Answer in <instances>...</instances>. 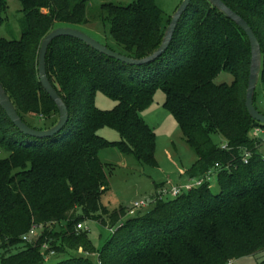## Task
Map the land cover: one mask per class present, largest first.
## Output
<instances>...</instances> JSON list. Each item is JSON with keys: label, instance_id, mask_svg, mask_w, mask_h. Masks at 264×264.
<instances>
[{"label": "trees", "instance_id": "16d2710c", "mask_svg": "<svg viewBox=\"0 0 264 264\" xmlns=\"http://www.w3.org/2000/svg\"><path fill=\"white\" fill-rule=\"evenodd\" d=\"M8 1L0 0V26ZM18 1L23 32L19 40H0V83L28 126L26 117L42 118V128L30 127L48 130L57 124L59 111L39 80L42 41L57 28L88 26L95 0ZM222 1L255 32L262 48L259 83H264V0ZM95 16L109 26L119 53L135 59L160 47L171 21L156 0L106 3ZM250 65L246 34L208 0L192 1L166 53L147 65H126L76 39H56L48 50L47 72L69 110L61 133L25 136L0 106V241L4 249L25 245L4 256L2 264H46L50 252L62 248H82L89 256L52 264H229L264 253V151L250 138L264 125L245 105ZM222 72L233 75L231 84L215 83ZM157 90L166 95L164 108L197 155L188 178H200L219 164V193L204 184L176 199H158L144 214L127 218L126 208L110 211L102 202L110 183L100 153L116 148L139 164L157 166L156 134L142 117ZM98 93L117 103L113 110L96 106ZM107 127L120 141L100 136ZM242 149L252 152L248 164ZM83 221L116 231L97 251L89 231L76 229ZM51 224H60L57 234L48 232ZM34 226L44 233L35 243L23 241Z\"/></svg>", "mask_w": 264, "mask_h": 264}, {"label": "rangeland", "instance_id": "374dc122", "mask_svg": "<svg viewBox=\"0 0 264 264\" xmlns=\"http://www.w3.org/2000/svg\"><path fill=\"white\" fill-rule=\"evenodd\" d=\"M137 0H95L89 7L88 26L80 29L85 34L93 37L103 45L109 46L115 52H121V49L112 40L109 35V26H104L98 22L97 10L101 5L113 3L119 6H128ZM182 0H156L157 6L163 10L165 17H172L180 6ZM23 11L22 5L18 0H9L8 9L4 14L5 21L0 26V40H19L23 32ZM233 75L229 72H222L215 80L216 84H231ZM256 108L264 114V83L260 82L256 89ZM166 95L162 90H157L153 103L142 112L145 122L155 131L156 134V167L139 164L133 157L122 154L116 148H110L100 153V160L106 165L110 189L103 196L102 202L110 211L118 210L120 207L126 208L127 218L134 217L136 214H144L151 208L140 211H133V204L137 201L155 200L157 193L163 189H172L173 187H182L184 184H193L194 181L187 176L188 170L198 160L194 150L186 143L174 117L164 108ZM116 102L102 93L96 96V106L103 111L113 110ZM26 122L33 128H42V118L26 117ZM100 136L108 141H120L118 132L111 128H104L99 132ZM254 131L250 138H253ZM214 141L224 145L219 136L213 137ZM260 151H264V146ZM214 194L219 193L218 176H214L209 183ZM157 187H160L157 189ZM167 201L171 200L166 197ZM83 229L77 230L89 231L88 239L93 243L98 251L102 248L107 238L112 235L116 229L102 227L95 221H83ZM79 223V224H80ZM61 229L60 224H51L48 226V232L57 234ZM44 233V229H38L37 236L31 239L35 243L39 236ZM57 247L61 242H57ZM5 243L0 241V264L6 255H13L24 248V244L4 249ZM7 247V246H6ZM47 248H43L46 253ZM89 256L84 254V250L79 248L77 251L62 248L60 252L51 251L47 256V263H62L79 256ZM91 256V255H90ZM97 259L96 255H92ZM264 260V253H259L248 258L235 261L233 264H258Z\"/></svg>", "mask_w": 264, "mask_h": 264}, {"label": "water", "instance_id": "95a60500", "mask_svg": "<svg viewBox=\"0 0 264 264\" xmlns=\"http://www.w3.org/2000/svg\"><path fill=\"white\" fill-rule=\"evenodd\" d=\"M193 0H182L180 6L175 11L174 15L171 17V21L166 29L164 34L162 43L160 47L148 57L142 59H135L120 53H117L107 46L101 44L99 41L94 39L93 37L85 34L84 32L69 28V27H62L57 28L51 31L42 41L40 51H39V58H38V75L39 80L47 92L49 97L57 106L59 111V120L57 124L48 129V130H36L28 126L19 113L17 112L16 107L14 106L13 102L11 101L9 95L5 91L3 85L0 83V106L7 114L11 122L15 125V127L25 136L32 137V138H51L55 135L61 133V131L66 127L67 123L69 122V110L66 103L63 101L57 90L52 85L47 72V54L50 45L58 38L68 37L72 39H76L88 47L92 48L96 52L110 58L114 59L118 62H121L126 65L130 66H143L149 63H152L163 54L166 53L168 50L177 27L183 17V15L189 10L191 3ZM209 3L215 7L220 13L224 14L229 20L234 22L247 36L250 47H251V65H250V72H249V82L248 88L246 93V109L250 117L256 121L257 123L264 125V114H262L255 106V95L256 89L260 81V75L262 71V48L261 44L251 28L248 22L243 19L240 15H238L235 11H233L230 7H228L222 0H208Z\"/></svg>", "mask_w": 264, "mask_h": 264}, {"label": "built area", "instance_id": "2783aa9c", "mask_svg": "<svg viewBox=\"0 0 264 264\" xmlns=\"http://www.w3.org/2000/svg\"><path fill=\"white\" fill-rule=\"evenodd\" d=\"M253 138L256 141H260L262 145L264 146V128L262 127H256L254 130ZM223 149L227 148V145H222ZM243 158L242 161L244 164H248L249 160L252 158V152L248 149H242ZM221 166L219 164H215L213 167H211L204 175H202L200 178L192 179L194 181L193 184H184L182 187H173L172 189H163V191H160L157 193V197H155V200H145V201H137L133 204L132 208L133 211H140L143 209L151 208L155 203L156 200H164L167 201L166 197H170L172 199H176L179 196L186 194L190 192L194 188H200L204 184H209L212 178L221 171ZM79 229H83V224H78ZM38 229H42V227L34 226L31 231L23 237V241L31 243V239L35 238L37 236ZM44 248V247H43ZM47 248V246H45ZM229 264H233V262H230Z\"/></svg>", "mask_w": 264, "mask_h": 264}]
</instances>
